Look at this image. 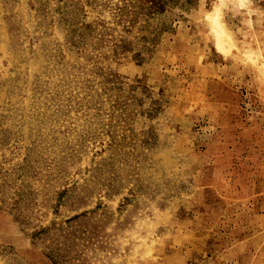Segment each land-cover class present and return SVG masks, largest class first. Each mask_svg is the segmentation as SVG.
I'll return each instance as SVG.
<instances>
[{"label":"rangeland","instance_id":"rangeland-1","mask_svg":"<svg viewBox=\"0 0 264 264\" xmlns=\"http://www.w3.org/2000/svg\"><path fill=\"white\" fill-rule=\"evenodd\" d=\"M234 11L0 0V264H264V0Z\"/></svg>","mask_w":264,"mask_h":264},{"label":"clouds","instance_id":"clouds-1","mask_svg":"<svg viewBox=\"0 0 264 264\" xmlns=\"http://www.w3.org/2000/svg\"><path fill=\"white\" fill-rule=\"evenodd\" d=\"M230 3L233 4V7L235 9L233 15H243V16H247L249 15L247 9H248V6H249V3H250V0H230ZM239 9H245V12L244 13H239ZM219 14V9L216 8L215 9V15L218 16ZM244 24H247L249 28H251V20L248 19V20H244L243 21ZM253 39H255V36H253Z\"/></svg>","mask_w":264,"mask_h":264}]
</instances>
